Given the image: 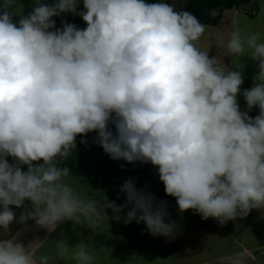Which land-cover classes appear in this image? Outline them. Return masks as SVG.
<instances>
[{
    "label": "clouds",
    "instance_id": "clouds-1",
    "mask_svg": "<svg viewBox=\"0 0 264 264\" xmlns=\"http://www.w3.org/2000/svg\"><path fill=\"white\" fill-rule=\"evenodd\" d=\"M82 2L84 29L68 23L56 29L53 19L76 13L78 0H36L23 16L0 6V229L7 232L15 220L11 206L25 201L31 210L20 222L33 219L49 232L64 221L106 220V208L119 221L131 205L125 224L143 222L152 236L175 238L177 226L165 223L166 202L131 180L120 189L123 206L85 200L64 182L70 170L58 160L71 155L77 136L91 132L113 160L156 167L181 213L193 210L224 225L264 210L260 33L242 37L234 30L227 43L228 56L250 55L257 64L254 85L243 91L248 110L259 109L252 118L237 100L244 65L230 70L202 51L197 43L205 25L193 14L164 0ZM33 244L0 239V264H48L47 255L31 253ZM56 247L61 257L69 251L63 240ZM73 248L76 264H92L84 242ZM247 257L241 251L220 264H247Z\"/></svg>",
    "mask_w": 264,
    "mask_h": 264
},
{
    "label": "crops",
    "instance_id": "crops-1",
    "mask_svg": "<svg viewBox=\"0 0 264 264\" xmlns=\"http://www.w3.org/2000/svg\"><path fill=\"white\" fill-rule=\"evenodd\" d=\"M256 2L257 9L253 15L234 9L225 10L217 25L205 26V32L197 43L210 58L217 57L222 66L230 70H237L236 63L244 65V80L237 100L240 110L252 118L259 114V109L248 110L243 91L254 85L258 67L250 55L239 60L228 56L227 43L234 30H239L242 37L259 32L264 41V0ZM109 128L115 132L111 123ZM96 136V132L77 136L76 148L71 155L66 160H58L61 168L70 170V176L64 182L85 200H95L101 205L114 202L123 206L127 203L126 194L120 189L131 180L138 190L152 194L158 203L166 202L168 215L165 223L177 226L175 238L152 236L143 222L125 224L131 205L119 213V221L113 211L106 208V220L101 215L100 219L87 223L64 221L57 225L55 231L49 232L33 219L20 222L19 218L25 210H31L30 202L25 201L21 208L11 206L15 220L7 232L0 229V239L15 237L16 242L26 248L34 243L31 253L37 257L47 255L48 264H76L72 258L73 247L81 242L88 246L93 257L92 264H220L221 258L241 251L248 254L247 264H264V210L253 209L247 217L228 221L224 225L213 218L204 220L193 210L181 213L176 199L166 195L156 167L151 163L130 164L124 160H113L95 142ZM7 160L9 164L15 163L12 157H7ZM42 163L34 162V166ZM22 171H27V166H22ZM61 240L69 246L68 253L63 257L56 247V242Z\"/></svg>",
    "mask_w": 264,
    "mask_h": 264
},
{
    "label": "trees",
    "instance_id": "trees-1",
    "mask_svg": "<svg viewBox=\"0 0 264 264\" xmlns=\"http://www.w3.org/2000/svg\"><path fill=\"white\" fill-rule=\"evenodd\" d=\"M22 4V12L20 16L27 15L36 6V0H20ZM41 3L53 5L56 0H40ZM149 3H158L160 0H147ZM0 6L1 3H0ZM234 9L247 15H253L257 9L256 0H187L181 11H188L193 14L205 26H215L219 23L222 13L225 10ZM83 2L78 0L76 13H61L53 17L55 20V27L61 28L63 23L81 24L85 23L79 12L83 11ZM2 11V8H0ZM215 11V15H213ZM19 17H14L18 22Z\"/></svg>",
    "mask_w": 264,
    "mask_h": 264
},
{
    "label": "rangeland",
    "instance_id": "rangeland-1",
    "mask_svg": "<svg viewBox=\"0 0 264 264\" xmlns=\"http://www.w3.org/2000/svg\"><path fill=\"white\" fill-rule=\"evenodd\" d=\"M168 1H169V4L171 3V5H173L178 11H181L184 3L186 2V0H164L165 3H168ZM0 3L1 5H4L5 3H7L14 13L18 12L20 15L22 12V4L20 0H0ZM75 26H77V28L79 29H84L87 27L86 23L77 24ZM56 29H59V28H56Z\"/></svg>",
    "mask_w": 264,
    "mask_h": 264
}]
</instances>
